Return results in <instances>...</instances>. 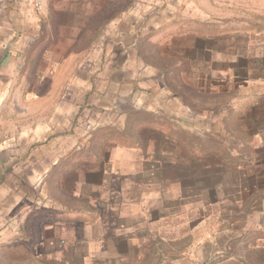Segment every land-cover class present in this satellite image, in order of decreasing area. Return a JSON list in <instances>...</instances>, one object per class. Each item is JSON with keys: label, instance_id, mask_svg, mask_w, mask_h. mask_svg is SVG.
Here are the masks:
<instances>
[{"label": "rangeland", "instance_id": "374dc122", "mask_svg": "<svg viewBox=\"0 0 264 264\" xmlns=\"http://www.w3.org/2000/svg\"><path fill=\"white\" fill-rule=\"evenodd\" d=\"M68 1L57 5L68 8ZM76 2L79 10H97L95 28H106L109 20V29L104 45L78 65L71 101L61 103L63 97L56 95L60 86L74 87L66 80L71 64L43 59L31 43L0 72V139L19 135L26 143L14 149L26 152L57 135L62 160L55 170L63 171L56 189L55 170L47 171L49 191L45 198L36 195L47 207L36 208L14 240L1 245L3 252L11 244L13 249L0 264H36L28 251L37 241L22 240V232L41 231L38 221L44 217L51 232L55 223L47 220L55 217L54 206L62 208L61 215L67 210L84 214L89 185L95 184L93 196L101 197L99 169H152L151 160L204 174L207 188L222 185L216 198L227 201L218 213L241 223L253 207L255 222L264 225V0ZM0 3L2 16L4 0ZM134 20L136 32L132 29L129 40L120 42ZM83 50L77 48L76 54ZM127 78L139 79L143 90H135ZM56 107L61 111H53ZM165 122L167 128L153 126ZM75 153L90 159L78 160L64 173V159ZM152 173L145 182L157 183L159 173ZM60 225L63 233L69 230Z\"/></svg>", "mask_w": 264, "mask_h": 264}, {"label": "crops", "instance_id": "0c3cea01", "mask_svg": "<svg viewBox=\"0 0 264 264\" xmlns=\"http://www.w3.org/2000/svg\"><path fill=\"white\" fill-rule=\"evenodd\" d=\"M58 1L45 0L42 8L36 9L33 0H4L1 11L5 14L0 15V72L18 57L19 48L31 43V48L41 50L38 54L43 59L48 57L56 65L71 64L66 80L74 82V87L60 86L56 94L65 103L77 91L73 78L77 79L78 65L93 55L96 46L104 45L109 20L105 21L106 28L102 25L95 28L93 16L97 10H79L77 0H69L70 7L61 10ZM136 22L119 37L120 42L129 40L132 29L136 32ZM100 29L102 33L95 43L93 33ZM81 46L84 50L77 55L76 49ZM1 77L0 73V83ZM124 80L135 84V90H143L139 79ZM55 110L61 111V108ZM153 126L168 127L166 122ZM21 143L26 142L19 135L0 139V247L14 240L18 226L26 225L36 208L47 207L46 201L36 195L45 198L44 192L49 191L47 171L55 170L62 160V138L57 135L34 150L28 147L26 152L14 149ZM88 159L77 158V153L67 157L64 173L78 160ZM158 162L151 160L152 169L140 166L107 172L99 169L97 180L100 179L101 186L96 190H102L101 197L93 196L96 185L88 184L91 195L83 199L88 207L84 214L74 211L75 215H71L67 210L61 215L58 213L62 208L54 206L56 215L47 220L55 223L51 232L46 230L45 217L38 221L41 231L22 232V240L37 241L28 251L35 255L36 264H264V225L255 222L259 217L254 216L253 207L244 221L232 222L218 213L227 201L220 196L216 198L222 185L207 188L204 174L190 175L189 169L174 170L172 162ZM62 172L55 170L52 175L54 189L59 187ZM152 172L159 173L157 183L145 182L144 177ZM33 193L37 194L33 196ZM235 207L232 205V209ZM260 217L263 218V213ZM60 224L69 230L63 233ZM254 228L259 233L256 237ZM12 247L13 244L7 250ZM7 250H0V259L9 253Z\"/></svg>", "mask_w": 264, "mask_h": 264}, {"label": "built area", "instance_id": "2783aa9c", "mask_svg": "<svg viewBox=\"0 0 264 264\" xmlns=\"http://www.w3.org/2000/svg\"><path fill=\"white\" fill-rule=\"evenodd\" d=\"M45 0H33L36 9H41Z\"/></svg>", "mask_w": 264, "mask_h": 264}, {"label": "trees", "instance_id": "16d2710c", "mask_svg": "<svg viewBox=\"0 0 264 264\" xmlns=\"http://www.w3.org/2000/svg\"><path fill=\"white\" fill-rule=\"evenodd\" d=\"M101 33H102L101 29L94 31V33H93V40H94L95 43L99 39V36H100Z\"/></svg>", "mask_w": 264, "mask_h": 264}, {"label": "water", "instance_id": "95a60500", "mask_svg": "<svg viewBox=\"0 0 264 264\" xmlns=\"http://www.w3.org/2000/svg\"><path fill=\"white\" fill-rule=\"evenodd\" d=\"M2 64L0 63V66H1Z\"/></svg>", "mask_w": 264, "mask_h": 264}]
</instances>
